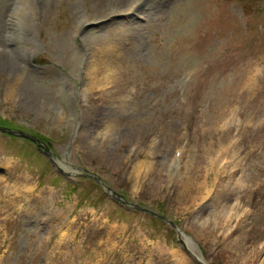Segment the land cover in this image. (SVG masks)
<instances>
[{"label": "rangeland", "instance_id": "rangeland-1", "mask_svg": "<svg viewBox=\"0 0 264 264\" xmlns=\"http://www.w3.org/2000/svg\"><path fill=\"white\" fill-rule=\"evenodd\" d=\"M135 1L0 0V122L92 176L0 130V264H264V0Z\"/></svg>", "mask_w": 264, "mask_h": 264}, {"label": "bare ground", "instance_id": "bare-ground-1", "mask_svg": "<svg viewBox=\"0 0 264 264\" xmlns=\"http://www.w3.org/2000/svg\"><path fill=\"white\" fill-rule=\"evenodd\" d=\"M133 2V1H132ZM131 2V3H132ZM138 4V0H136L135 2H134V5H137ZM131 6L133 5V4H130ZM134 8V7H133ZM14 47H16V46H14ZM10 50L12 51V50H14V48H12V49H9V48H6V51H5V54H4V57H5V60L6 61H9V62H11V63H15L16 64V61L18 62V58H19V54L20 55H22V52H21V50H19V52L18 53H15L14 55H12V54H10ZM12 53V52H11ZM28 61V60H27ZM95 64L94 65H92L94 68L92 69L93 71H97L98 70V67H96V65H97V62H94ZM96 67V68H95ZM104 69H103V76H106V73H105V70H106V67H103ZM93 71H91L90 72V74H92V75H95L94 74V72ZM109 75H112V74H109ZM16 84H19L18 83V79L17 78H14L13 79V81H12V85H11V87H10V90H9V93H12V92H15V91H17V87H16ZM173 157H174V155H173ZM183 158H184V152H183V156H182ZM182 160V158L180 159V161ZM182 162V161H181ZM228 165H229V163H228ZM227 166V165H226ZM225 166V167H226ZM195 167H197V164H196V166ZM195 167H190V169L191 170H189L190 172H191V174H186V172L184 173V168H185V164H184V159H183V168L181 169V171H180V175H179V180H180V183H181V185L183 186V187H185V188H189L192 184H194V173L196 172V170L194 169ZM193 171H194V173H193ZM186 191H189V189H186ZM181 233H182V235H183V239H185V241L187 242V245H188V247L191 249V250H193V245H192V243H191V237L188 235V234H186L185 233V231L184 230H181ZM186 235V236H185ZM195 246V245H194ZM195 254V253H194ZM196 256H197V254H196ZM197 258L199 259V260H202V261H204V262H206L205 260H204V258L202 257V256H197Z\"/></svg>", "mask_w": 264, "mask_h": 264}, {"label": "water", "instance_id": "water-1", "mask_svg": "<svg viewBox=\"0 0 264 264\" xmlns=\"http://www.w3.org/2000/svg\"><path fill=\"white\" fill-rule=\"evenodd\" d=\"M21 133V132H20ZM21 134H23V135H26V136H28V137H31V138H34L35 139V137L34 136H31V135H29V134H25V133H21Z\"/></svg>", "mask_w": 264, "mask_h": 264}]
</instances>
